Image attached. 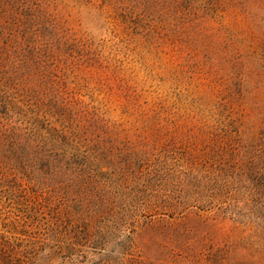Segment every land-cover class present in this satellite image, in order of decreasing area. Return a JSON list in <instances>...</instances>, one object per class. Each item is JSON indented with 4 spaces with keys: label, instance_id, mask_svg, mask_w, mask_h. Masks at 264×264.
<instances>
[{
    "label": "rangeland",
    "instance_id": "1",
    "mask_svg": "<svg viewBox=\"0 0 264 264\" xmlns=\"http://www.w3.org/2000/svg\"><path fill=\"white\" fill-rule=\"evenodd\" d=\"M88 2L56 0L51 11L62 27L54 30L50 28L53 20H42L47 30L39 27L31 33L35 40L25 47L26 56H31L34 46V53L45 52L52 60L66 57L61 66L53 67L57 92L73 98L77 108L88 107L98 113L109 126L116 146L141 148L167 142L189 148L195 155L191 161L200 170L199 176L207 178L212 185L209 178L218 174L214 168H223L222 172L228 175L218 176V182L226 180L234 186L221 193L229 197L236 212L232 213L235 220L231 224L237 228L230 231L231 235L237 239L248 237L247 246L256 251L248 258L250 264H264L260 258L264 237L259 230L264 225V70L259 61L264 26L259 27L257 23L259 15L248 18L242 12L226 8L210 21L207 44L193 54L188 47L149 44L127 28L112 10L105 7L99 10ZM253 3L255 13L264 12V0H253ZM232 36L242 39L235 47L242 48L244 53H238L240 57L234 69L230 51L215 52L218 44L233 41ZM78 37L86 42L83 61L76 59L80 53L75 41ZM65 40L67 43L63 44ZM89 49L93 59L87 57ZM206 52L212 61H205ZM193 131L198 134L191 141ZM173 156L169 159L173 171L185 170L190 165L186 158ZM252 159L255 160L252 173H244L250 170L247 162L250 164ZM119 161L116 165L122 164ZM237 166L240 167L237 169ZM12 182L13 186L5 189L0 178V233L23 247L19 256L34 258L33 264H103L105 261L122 264L124 257L117 246L108 245L106 249L86 246L77 251L60 249L65 239L51 236L48 229L54 226L55 220L68 224L64 194H57L51 201L53 208L40 210L44 212L38 215V222L41 221L38 228L35 219L26 217L35 211L32 192L20 189L19 180ZM22 182L27 184L26 179ZM75 184L73 181V192ZM203 190L205 194L219 196L217 185L212 190L204 187ZM10 191L13 194H8ZM209 200L210 197L187 202L183 213L192 214L186 220L168 221L173 229L139 228L135 233L136 244H143L149 255L163 254L180 244L185 237L182 229L193 236L201 234L203 238L206 235L218 240L230 227L229 213L224 215L218 211V205L224 210L227 204L217 205V199L208 203ZM245 211L249 214L246 218L241 215ZM13 221L23 224L25 231L14 230L10 224ZM125 225L130 229L131 226ZM122 228L116 241L129 233L125 226ZM35 240H40V246L45 245L34 254L37 250L29 243Z\"/></svg>",
    "mask_w": 264,
    "mask_h": 264
},
{
    "label": "trees",
    "instance_id": "2",
    "mask_svg": "<svg viewBox=\"0 0 264 264\" xmlns=\"http://www.w3.org/2000/svg\"><path fill=\"white\" fill-rule=\"evenodd\" d=\"M86 1L94 3L99 10L104 7L112 10L127 28L133 29L149 44L188 47L193 54L207 44L210 21L226 8L242 12L248 18L259 15L257 23L259 27L264 26V12H254L253 0ZM55 3L56 0H0V178L4 188L9 189L13 180H19L20 189H30L35 211H30L26 217L35 219L38 228L41 225L38 215L44 212L40 210L53 208L51 201L57 194H64L69 209L66 208L68 224L55 220L52 222L54 226L48 229L51 236L65 239L60 247L63 251H77L86 246L99 249L117 246L124 257L122 264L252 263L248 258L256 251L247 246L248 237L237 239L230 232L237 228L231 224L235 220L232 213L236 212L228 201L229 197L221 193L234 186L232 183L228 185L226 180L221 184L218 182V176L228 175L222 172L223 168H214L218 174L209 178L212 185L207 178L199 176L200 170L191 161L195 155L189 148L167 142L141 148L125 144L116 146L117 141L109 126L98 113L88 107L77 108L73 98L57 92L52 78L56 76L53 67L61 66L66 57L52 60L45 52L42 55L34 53V46L31 56H26L25 47L35 40L31 33L38 31L39 27L47 30L42 20H53L50 28L54 30L62 27L51 11ZM261 36L264 37V33ZM239 39L233 37V41L227 40L215 47L217 54L230 51L233 69L240 57L238 53L242 51V48L235 47V43L242 42ZM75 41L80 51L76 59L83 61L86 42L79 37ZM66 43L67 40L63 42ZM259 47L263 71V40ZM87 55L93 59L90 49ZM204 55L205 61L213 60L207 52ZM70 65L73 66V61ZM197 134L193 131L191 141L197 138ZM117 147L118 151L113 154ZM173 154L186 158L190 163L188 168L173 171L169 161L174 158ZM114 160H120L119 164H122L116 165L118 161ZM254 162V159L250 164L247 162L251 168L244 173H252ZM25 179L27 184L22 182ZM73 181L76 183L74 192ZM201 184L204 189L211 190L217 185L219 196L203 193ZM208 197L211 199L208 203L217 199V205L227 204L224 210L218 205V211L224 215L229 213L230 227H226L229 232L224 230L218 240L206 235L203 238L201 234L193 236L182 229L185 237L180 244L163 254L149 255L143 244H136L135 233L139 228H172L168 221L186 220L192 214L190 211L183 213L187 202L204 201ZM241 215L246 218L249 214L245 211ZM10 224L19 232L26 229L16 221ZM125 224L131 226L130 229ZM123 226L129 233L123 240L116 241ZM259 228L264 237V225ZM39 243L40 240L29 243L37 250L34 254L44 249L45 243L42 246ZM16 244L18 242L0 233V264H33L34 258L19 256L23 247ZM260 251V258L264 260V243ZM103 264L111 263L105 261Z\"/></svg>",
    "mask_w": 264,
    "mask_h": 264
}]
</instances>
